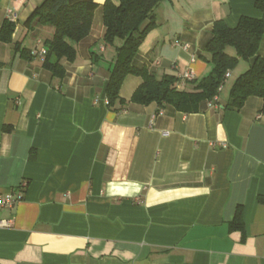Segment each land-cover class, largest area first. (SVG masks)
I'll list each match as a JSON object with an SVG mask.
<instances>
[{"label": "crops", "instance_id": "0c3cea01", "mask_svg": "<svg viewBox=\"0 0 264 264\" xmlns=\"http://www.w3.org/2000/svg\"><path fill=\"white\" fill-rule=\"evenodd\" d=\"M44 1L0 0V30L16 25L0 40V195L23 192L0 208V264H264L263 99L229 109V82L216 105L185 113L130 102L142 79L129 75L127 103L109 107L121 41H104L106 0L63 78L28 54L54 32L27 24ZM154 15L134 64L201 79L215 21L263 12L254 0H162ZM238 208L243 227L232 230Z\"/></svg>", "mask_w": 264, "mask_h": 264}, {"label": "trees", "instance_id": "16d2710c", "mask_svg": "<svg viewBox=\"0 0 264 264\" xmlns=\"http://www.w3.org/2000/svg\"><path fill=\"white\" fill-rule=\"evenodd\" d=\"M162 0H120L115 4L106 0L103 4V20L106 27L104 41L117 45V56L111 70L106 96L108 106L125 105L120 91L129 75L141 77L142 82L134 91L130 102L160 106L172 105L178 111L195 113L204 101L219 96L225 82V74L232 71L240 60L249 62V67L235 80L229 92L227 108L240 110L248 98L260 97L264 101V57L258 54L264 37V0H254L263 16H241L237 26L230 27L222 19L216 20L212 38L205 50L211 54V70L201 79L189 82L191 87H180L179 77L164 75L161 78L146 67H137L134 58L147 34L155 28L154 10ZM99 3L96 0H45L35 9L27 24L54 28L51 38L44 41L48 49L44 67L56 78H63L66 69L63 60L74 62L77 58L76 44L86 38L92 29L94 13ZM15 23L6 20L0 30V40L12 42ZM29 56L31 52H28ZM188 82V81H187ZM264 112V104L263 109ZM243 227L242 212L238 208L231 229Z\"/></svg>", "mask_w": 264, "mask_h": 264}, {"label": "built area", "instance_id": "2783aa9c", "mask_svg": "<svg viewBox=\"0 0 264 264\" xmlns=\"http://www.w3.org/2000/svg\"><path fill=\"white\" fill-rule=\"evenodd\" d=\"M179 44V43H178ZM183 48L187 49L189 47L188 44H182ZM32 56L39 57L42 61L46 60V56L48 53L47 47L43 44L42 39L37 40V46L33 48L31 51ZM231 75V72L228 71L225 74V80L228 79ZM196 78L195 73L192 70H187L183 74L179 76V83L178 85L180 87H183L187 81L194 80ZM218 101V96L215 97L214 100L209 101L210 106L216 105ZM106 103L108 104V99L106 100ZM163 110L160 109L159 113H162ZM23 198V192L18 191V193L15 195L13 193H8L5 195H0V208L7 207V206H13L15 203L19 202ZM2 225H8V222H1Z\"/></svg>", "mask_w": 264, "mask_h": 264}, {"label": "rangeland", "instance_id": "374dc122", "mask_svg": "<svg viewBox=\"0 0 264 264\" xmlns=\"http://www.w3.org/2000/svg\"><path fill=\"white\" fill-rule=\"evenodd\" d=\"M43 36H47V32H44ZM108 48L111 50L113 46H111L112 44H107ZM243 62H240L235 68H233L232 72V77H229L228 79L225 80V82L223 83L222 87H221V91L220 93H225L228 88H229V82H235V80L238 78V76L243 73L245 71V69H243V64H241Z\"/></svg>", "mask_w": 264, "mask_h": 264}]
</instances>
